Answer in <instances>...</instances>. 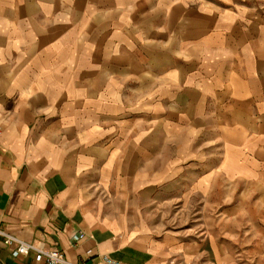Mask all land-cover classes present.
Listing matches in <instances>:
<instances>
[{
	"label": "crops",
	"instance_id": "crops-1",
	"mask_svg": "<svg viewBox=\"0 0 264 264\" xmlns=\"http://www.w3.org/2000/svg\"><path fill=\"white\" fill-rule=\"evenodd\" d=\"M203 162L264 180V0H0V231L166 264L138 203Z\"/></svg>",
	"mask_w": 264,
	"mask_h": 264
},
{
	"label": "rangeland",
	"instance_id": "rangeland-1",
	"mask_svg": "<svg viewBox=\"0 0 264 264\" xmlns=\"http://www.w3.org/2000/svg\"><path fill=\"white\" fill-rule=\"evenodd\" d=\"M197 164L195 187L187 174L158 204L138 203L162 224L154 229L176 239L166 264H264V180L205 177L213 163Z\"/></svg>",
	"mask_w": 264,
	"mask_h": 264
},
{
	"label": "built area",
	"instance_id": "built-area-1",
	"mask_svg": "<svg viewBox=\"0 0 264 264\" xmlns=\"http://www.w3.org/2000/svg\"><path fill=\"white\" fill-rule=\"evenodd\" d=\"M0 235L3 237V243L6 246L12 247L11 256L18 258L25 256L30 252L34 253L35 261L43 264H75L68 261L64 255L57 249H44L42 245L34 242H24L16 239L9 233L0 231ZM82 237H78V240ZM104 264H119L112 260L108 256H102Z\"/></svg>",
	"mask_w": 264,
	"mask_h": 264
}]
</instances>
